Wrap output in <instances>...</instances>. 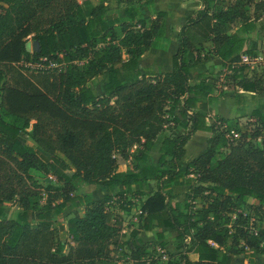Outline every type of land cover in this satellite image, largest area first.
Returning a JSON list of instances; mask_svg holds the SVG:
<instances>
[{
  "label": "trees",
  "instance_id": "obj_1",
  "mask_svg": "<svg viewBox=\"0 0 264 264\" xmlns=\"http://www.w3.org/2000/svg\"><path fill=\"white\" fill-rule=\"evenodd\" d=\"M200 1L201 9L181 28L171 71L142 74L138 58L163 34L168 16L158 12L154 19L145 18L142 8L151 0L127 1L120 39L113 27L119 21L107 18L103 4L86 18L79 0H0V264H117L123 226L115 209L129 213L144 197L131 237L153 226L176 233L179 253L164 264H233V257L246 251L264 255V230L253 231L240 213L250 199L264 207V140L261 147L247 141L264 133V116L254 111L258 127L238 130L240 138L230 142L224 130L206 125L204 115L187 114L196 103L191 95L210 91L204 83L188 84L192 62L187 55L210 41L230 70L243 40L227 35L221 23L233 22L250 3L264 14V0H229L225 11L210 0ZM28 41H37L39 51L28 53ZM122 50L130 56L127 62L121 60ZM23 62L39 67L33 70ZM245 70L233 69L230 75ZM104 74L98 94L88 84ZM241 81L243 90L256 89L255 79L253 87L248 79ZM181 102L184 123L174 115ZM170 128L183 132L170 130L151 163L155 140ZM198 131L213 137L207 151L182 171L178 162L184 146ZM129 160L133 168L118 171ZM32 171L55 178L59 188L50 197L52 208H38L47 193L40 191ZM149 181L157 183L153 194L146 193ZM177 181L188 186L187 198L201 199L200 205L184 201L172 207L169 188ZM77 185L98 187L102 199L71 196ZM12 202L20 211L9 218L5 204ZM78 207L82 215L55 227V216ZM156 236L165 238L160 231ZM141 248L130 242L136 254L132 264H157L143 259Z\"/></svg>",
  "mask_w": 264,
  "mask_h": 264
},
{
  "label": "crops",
  "instance_id": "obj_2",
  "mask_svg": "<svg viewBox=\"0 0 264 264\" xmlns=\"http://www.w3.org/2000/svg\"><path fill=\"white\" fill-rule=\"evenodd\" d=\"M127 1L129 0H79V4L81 5L83 14L86 18L94 7L103 4L107 11V18L114 22L119 21L115 23L113 27L116 31L117 37L120 39L123 37L120 26L124 17V11L128 7ZM139 1L143 3L146 0ZM228 1L229 0H210L213 7H217L219 11L226 10L227 5L229 4ZM252 1L253 3H258L263 0ZM201 7L202 2L200 0H151L149 6L142 8V13L145 18L154 19L158 12L167 13L168 15L163 23V34L160 36L156 35L153 38L152 47L145 49L138 58V70L142 74L146 71L159 74L171 71L173 55L179 47L181 28L186 23L187 18L196 14ZM259 13L260 12L254 10L253 4L250 3L248 6L239 9V14L233 22L221 23L224 32L227 35H238V37L243 40L238 52L240 56L248 52L264 54V14ZM255 16H258L259 19L254 20ZM187 59L189 62H192L189 67L188 84L194 86L204 83V85L210 89L209 92H202L196 96L191 95V97H195L196 103L192 108H188V115L198 112L205 116L207 126L215 125L224 131L227 130L226 126L229 124H232L234 127L231 129L237 132L238 130L245 132L249 131V129L258 127L256 119L252 114L254 111H257L264 116V73L245 70L233 75L228 74L226 68L228 60L222 61L214 54L210 41L205 42L200 50L190 52L187 55ZM121 60L123 62L130 60V56L127 55L124 50L121 52ZM202 77H207V79L204 81ZM106 78L107 74L95 77L89 82L88 86L92 87L96 93L102 94V86ZM244 78L250 81L248 83L249 87H253V80H256V89L254 91L243 90L241 87V80ZM225 82L226 87L228 88H226V90H221L220 87ZM182 106V102L178 104L174 115L180 119L181 123H184L187 120V117L183 118L180 116ZM4 120L10 124H17L13 117H4ZM222 126L224 128H221ZM172 129L163 130L155 140L154 147L156 146L158 148L161 140L167 136ZM182 132L183 130L181 129L172 130V133L175 135L181 134ZM212 137L213 133L209 131H198L189 138L184 146L185 154L178 162L182 171H185L188 164L207 151L208 141ZM260 138L262 137H259L258 139ZM255 140L256 139H248L247 141L253 142ZM26 144L32 145V142H26ZM155 157H157V155ZM31 174L33 175L32 172ZM47 178L49 180L53 179L50 175H48ZM156 186L157 183L155 181H149L147 183L148 191L146 193L153 194L157 190ZM153 189L155 191H153ZM169 190L173 197L170 200L172 207H174L175 204H183L185 195L188 193V186L185 185L183 181H177L170 185ZM102 197L99 199H102ZM142 199L143 202L145 198ZM248 201H252V199ZM132 210L133 208L130 212ZM78 214H83V208L82 211H78ZM72 217L73 216L68 219ZM159 231L165 235L163 240H159L156 236V233ZM139 233L137 235L138 240L136 243L140 246L144 244L146 239H149L147 241H151L152 239V241L159 244V249L164 251L166 250V247L172 246L173 242H178L176 239V233H173L168 228L159 230L157 226H153L151 232L139 231ZM163 243L165 244L164 247L161 246ZM175 250L177 249L175 248ZM177 252L179 251L177 250ZM243 255L244 254H239L234 256L233 264H239ZM260 256L250 257L253 261L247 260L244 264H251V262L252 264H264V257H262L264 255ZM114 257L117 264H123V262L116 260L118 256L114 255ZM127 260H130V258H127ZM132 263V261L130 263L125 262V264Z\"/></svg>",
  "mask_w": 264,
  "mask_h": 264
},
{
  "label": "rangeland",
  "instance_id": "obj_3",
  "mask_svg": "<svg viewBox=\"0 0 264 264\" xmlns=\"http://www.w3.org/2000/svg\"><path fill=\"white\" fill-rule=\"evenodd\" d=\"M31 53H32V51H31ZM22 65H25L26 67H29L30 69H33V70L35 68H37L36 65L26 63V62H23ZM260 73H264V72H260ZM250 131H252V129H249V131H247V132H250ZM261 137L262 138L256 139L253 142L251 141L250 144L254 147H261L263 144V140H264V133L261 135ZM22 138L24 139V142H30L27 138H24V136H22ZM157 143H159V142H157ZM156 152H157V147L155 146L151 152L152 153L151 163H155V160L157 158V157H155ZM133 164H134V162L130 161V160L128 162H122L119 164L118 169H119V171H126L128 169L131 170L133 168ZM32 173H33L34 178L37 180V182L41 186L40 191H45L47 193V197H45L46 199L42 200L40 203V205H42V206H38V208H41V207L52 208L55 203L50 204V202H49L50 197L53 196L55 194V190L59 188V186L56 183L55 178L53 177L52 180H49L47 178V176H45L40 171H32ZM153 191H155V190L153 189ZM82 193L88 194L91 200H97L100 197H102V195H103L100 192L99 188L96 186L77 185V188L71 193V196L82 195ZM187 195H188V193H186L184 201H185V203H188L189 205H192V203H194L197 206V205H200V203L202 202L201 199L187 198ZM142 200L143 199L135 201L133 210L128 214L122 213L119 210L115 209V212L117 214L119 213V215L121 217L122 226H123V230H122L121 237H120L121 248L115 252V255L118 256V258L116 260H119L123 263H125V262L130 263L133 259L132 258L133 250H130L129 243L130 242H137V240H138V236L131 237V231L133 229L132 225L135 222L136 217L139 214V208L142 204ZM57 202H59V201H57ZM108 207H109V209L111 208L112 210H114V208H115L113 205H109ZM38 208L35 209V211L32 213L33 219H35V217H36ZM82 208L83 207L73 208L69 211H65V212L61 213L60 215L55 216V218H54L56 221L55 227H59L60 224H64L68 220L69 217L78 214V211L79 212L82 211ZM5 209L7 211V217H9V218L14 217L16 215V213H18L20 211V209L18 207H16V205L13 202L12 203H6ZM240 213L247 218L248 226L250 228H253L252 229L253 231L264 230V207L258 206V203L256 201H254V200L248 201V203L241 208ZM147 240H149V239H146L144 244L141 246L142 247L141 249H145V250H142V254H140L141 257L145 260L147 259L150 262H156L157 264H164L169 258L176 257V255L179 253V252H177V250H175V248L177 245H179L180 241L175 242V243L173 242L172 246L166 247V250L163 251V250L159 249V244L157 242L152 241V239H151V241H147ZM144 251H146V252H144ZM133 254H135V252H133ZM257 256H260V255H257ZM257 256L252 255L249 251H246L244 253L243 257L241 258L239 264H244L247 260L253 261L252 259H250V257H257ZM262 257H264V256H262ZM127 258H130V260H127ZM188 258L192 260L193 255L188 253Z\"/></svg>",
  "mask_w": 264,
  "mask_h": 264
},
{
  "label": "built area",
  "instance_id": "obj_4",
  "mask_svg": "<svg viewBox=\"0 0 264 264\" xmlns=\"http://www.w3.org/2000/svg\"><path fill=\"white\" fill-rule=\"evenodd\" d=\"M37 68L39 67L36 65ZM53 67V65H52ZM240 67L246 68V70H249L250 72H264V54H256V55H248V54H243L240 56L239 60L235 63H232L230 66V70L227 69L228 74L232 73L233 69H238ZM222 90H226V87H222ZM221 128H224L223 126ZM226 138L230 142H234L237 139L240 138V134L233 130H226ZM43 199L45 198V195L43 194ZM256 235V232L254 233Z\"/></svg>",
  "mask_w": 264,
  "mask_h": 264
},
{
  "label": "water",
  "instance_id": "obj_5",
  "mask_svg": "<svg viewBox=\"0 0 264 264\" xmlns=\"http://www.w3.org/2000/svg\"><path fill=\"white\" fill-rule=\"evenodd\" d=\"M25 48H26V51L28 52V53H31V51H32V53H34V52H38L39 51V43L37 42V41H33V42H27L26 44H25Z\"/></svg>",
  "mask_w": 264,
  "mask_h": 264
}]
</instances>
